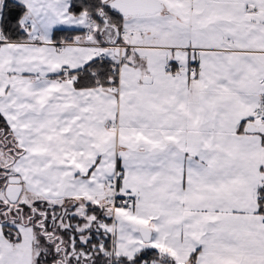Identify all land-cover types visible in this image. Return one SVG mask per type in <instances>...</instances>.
I'll use <instances>...</instances> for the list:
<instances>
[{"label": "snow or ice", "instance_id": "snow-or-ice-1", "mask_svg": "<svg viewBox=\"0 0 264 264\" xmlns=\"http://www.w3.org/2000/svg\"><path fill=\"white\" fill-rule=\"evenodd\" d=\"M0 264H264V0H0Z\"/></svg>", "mask_w": 264, "mask_h": 264}]
</instances>
